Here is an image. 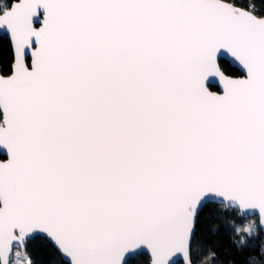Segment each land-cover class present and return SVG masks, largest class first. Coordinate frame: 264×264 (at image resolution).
I'll use <instances>...</instances> for the list:
<instances>
[{
  "label": "snow or ice",
  "instance_id": "6c2138e0",
  "mask_svg": "<svg viewBox=\"0 0 264 264\" xmlns=\"http://www.w3.org/2000/svg\"><path fill=\"white\" fill-rule=\"evenodd\" d=\"M0 33V264L35 237L50 264H193L218 201L264 226V8L0 0Z\"/></svg>",
  "mask_w": 264,
  "mask_h": 264
},
{
  "label": "trees",
  "instance_id": "16d2710c",
  "mask_svg": "<svg viewBox=\"0 0 264 264\" xmlns=\"http://www.w3.org/2000/svg\"><path fill=\"white\" fill-rule=\"evenodd\" d=\"M253 2L257 8H264V0H253ZM12 58L11 47L4 42L3 35H0V65H9ZM231 68L235 74H240L235 67L231 66ZM205 213L209 214V218H202L198 225L201 238L193 243V264H228L229 261L233 264H249L253 256L260 264H264V256L259 251L261 243H264V233L257 226L254 227L253 236L249 237L243 232L248 219L241 218L236 209L214 203L205 209ZM236 226L242 229L240 233H235ZM213 228H217L218 231L213 233ZM241 236H244L248 243L243 248L237 249L232 241L239 240ZM25 252L31 258L32 264H50L52 249L43 237L29 240ZM129 264H148V256L140 253L132 257Z\"/></svg>",
  "mask_w": 264,
  "mask_h": 264
},
{
  "label": "water",
  "instance_id": "95a60500",
  "mask_svg": "<svg viewBox=\"0 0 264 264\" xmlns=\"http://www.w3.org/2000/svg\"><path fill=\"white\" fill-rule=\"evenodd\" d=\"M0 35H3V33H0ZM12 54L14 55L13 49H12ZM221 58L222 59H225L231 66L235 67L239 71V67L240 66L238 64H236L234 61L232 62V59L230 58V56L227 57V54L224 53L223 50H221ZM240 70H241V72L243 71L242 69H240ZM3 155H4L3 151H0V156H2L4 158ZM3 158H0V159H3ZM216 204L223 205V202L218 201V202H216ZM229 208H231V207H229ZM238 215L241 218H244V219L256 217V219H257V227L264 233V226L260 225V218H259L258 213L256 211L249 210V211L243 212V213H241V212L238 211ZM32 239H30V240H32ZM15 250L21 251V253H25L26 248H22V249H16V248H14L13 251H15ZM142 253H145L148 256V259H149V253L146 250L144 252H142ZM177 256H179V254H177ZM175 259L176 258L174 257L173 260H175ZM177 262H181L179 257H177ZM169 264H173V261L170 260Z\"/></svg>",
  "mask_w": 264,
  "mask_h": 264
},
{
  "label": "rangeland",
  "instance_id": "374dc122",
  "mask_svg": "<svg viewBox=\"0 0 264 264\" xmlns=\"http://www.w3.org/2000/svg\"><path fill=\"white\" fill-rule=\"evenodd\" d=\"M247 219H248V220H247L245 226H247V225H249V224L253 225V227L257 226V219H256V217L247 218ZM15 251H18V250H15ZM15 251H14V252H15ZM20 259H21V260L24 259L23 253H22Z\"/></svg>",
  "mask_w": 264,
  "mask_h": 264
},
{
  "label": "flooded vegetation",
  "instance_id": "af4514ba",
  "mask_svg": "<svg viewBox=\"0 0 264 264\" xmlns=\"http://www.w3.org/2000/svg\"><path fill=\"white\" fill-rule=\"evenodd\" d=\"M0 158H2V157H0Z\"/></svg>",
  "mask_w": 264,
  "mask_h": 264
}]
</instances>
